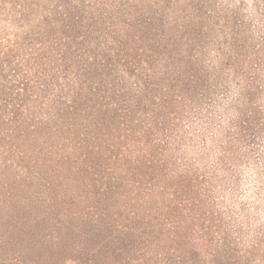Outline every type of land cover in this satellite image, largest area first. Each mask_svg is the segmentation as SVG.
Here are the masks:
<instances>
[{
	"label": "trees",
	"instance_id": "16d2710c",
	"mask_svg": "<svg viewBox=\"0 0 264 264\" xmlns=\"http://www.w3.org/2000/svg\"><path fill=\"white\" fill-rule=\"evenodd\" d=\"M138 3L0 0V264H264V12Z\"/></svg>",
	"mask_w": 264,
	"mask_h": 264
},
{
	"label": "rangeland",
	"instance_id": "374dc122",
	"mask_svg": "<svg viewBox=\"0 0 264 264\" xmlns=\"http://www.w3.org/2000/svg\"><path fill=\"white\" fill-rule=\"evenodd\" d=\"M138 2V7L142 12L154 13L156 9L153 7L158 3V0H138ZM170 5L172 7L171 20L174 21V18H176L179 25H182L187 18L186 16H189L194 11V8H201L202 5H204L205 11L208 9L209 12L217 11L221 14L240 7L242 12L253 18L252 26L253 30H255V38L258 39L263 36L260 33L263 32V27H260L255 18V8L258 5L264 12V0H179L178 2L171 0ZM188 125L185 122L184 126L187 127ZM261 128L263 130L259 134L258 140L256 139L253 144L250 143L252 144V147H250L252 150L251 165L249 166V161H246L239 166V186L234 190L233 188L229 189L226 193V199L233 200L236 205L244 208L249 214L254 216L260 222L258 223L259 225L264 226V199H261V196H264V185L259 184L256 173L257 167L264 172V119L262 120ZM195 154L192 153L191 157L195 158ZM211 161L213 162V159ZM253 229L255 228L253 227Z\"/></svg>",
	"mask_w": 264,
	"mask_h": 264
}]
</instances>
